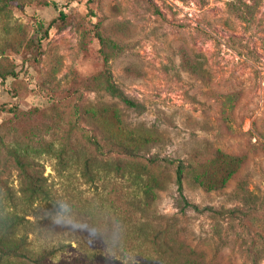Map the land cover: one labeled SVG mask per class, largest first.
Segmentation results:
<instances>
[{
  "label": "rangeland",
  "instance_id": "rangeland-1",
  "mask_svg": "<svg viewBox=\"0 0 264 264\" xmlns=\"http://www.w3.org/2000/svg\"><path fill=\"white\" fill-rule=\"evenodd\" d=\"M170 229L164 264H264V0H0V264H156Z\"/></svg>",
  "mask_w": 264,
  "mask_h": 264
},
{
  "label": "trees",
  "instance_id": "trees-1",
  "mask_svg": "<svg viewBox=\"0 0 264 264\" xmlns=\"http://www.w3.org/2000/svg\"><path fill=\"white\" fill-rule=\"evenodd\" d=\"M64 14L60 13L59 18L64 19ZM39 24L41 25V22H39ZM41 27V26H40ZM47 36V29L44 30L43 34L38 38V41L40 42L42 40L43 37ZM106 90L108 91V93L110 95H112L113 97L117 98L118 100H120L121 102L125 103L127 106H135V102L129 98L116 84H114L113 82H111L110 80H106V85H105ZM54 151H57L56 148H54ZM65 149L63 150V148H60V151L58 153V160L59 163H61L64 165V167H68L67 163L63 160L64 156H62V154L64 153ZM127 152L129 154H131V152H129L127 150ZM96 159L95 156H89L87 158H85V163H84V167L82 169V175L87 179L86 181L89 184H93L94 186L97 185L96 183L98 181H100L101 179V171L100 168L98 167H92L93 164H95L94 160ZM67 160V159H66ZM119 161V160H118ZM16 162L19 165V167L22 169L23 173H28V179L31 181V185H30V189L29 191L23 189L24 194H26L27 198H29L31 201L33 200H42L45 198H48L49 196V187L47 186V184L45 183V177L44 176H39L37 171L35 170V168L33 167V164L30 162H26L24 161L22 158H20V156H16ZM72 164H76V161L73 162ZM71 164V165H72ZM111 164H115L116 165V169L119 168V164L116 163L115 160H113L111 162ZM183 165L181 164V162H179L177 164V167L175 169V183L177 185V192H178V202L180 203V210H182V212L187 209V207L193 204H190V202L185 198L184 196V192H183V185H182V180H183ZM102 168V173L104 174H108L112 171L111 168H109L108 165H106L105 167H101ZM122 168V167H121ZM123 169V168H122ZM128 173V174H127ZM121 175L126 176L127 177H132L131 172H126V170H123L121 172ZM33 179V180H32ZM137 185L139 186V188H141V184L140 181H137ZM193 207V206H192ZM10 224L14 225V222H11V220H7L5 221V228H7ZM154 228H148L145 230L144 234H148V233H152L154 232L153 230ZM177 235L178 232H176V230H169L168 232L166 230H162L161 235L157 236L159 237V241H153L157 246H158V253L159 256H154V258L152 259V261L156 264H164L161 262L163 254L165 253V249L164 246H167L170 248V250L173 248L174 243L177 241ZM26 242L24 240L23 237H17L16 240L14 239H7L6 237H4L3 235H1L0 237V253L2 255H16V256H21L23 255L24 252V246H25ZM192 251V249H191ZM37 262H39V264H52V263H48L45 261H42V259H37ZM45 262V263H44ZM148 262H142V263H134V264H147ZM166 264H169V262H167ZM188 264H191V262L189 261Z\"/></svg>",
  "mask_w": 264,
  "mask_h": 264
}]
</instances>
